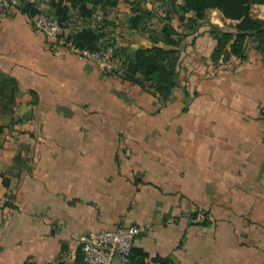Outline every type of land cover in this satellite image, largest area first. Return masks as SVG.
<instances>
[{
	"label": "crops",
	"instance_id": "crops-1",
	"mask_svg": "<svg viewBox=\"0 0 264 264\" xmlns=\"http://www.w3.org/2000/svg\"><path fill=\"white\" fill-rule=\"evenodd\" d=\"M137 1L98 6L88 18L72 7L68 30L95 29L126 54L169 49L152 38L165 6L147 1L152 19L133 28ZM52 2L37 8L47 13ZM250 13L264 20V2ZM35 15L18 5L0 21V72L16 79L13 102L0 106V264H83L82 235L123 225L148 227L135 264H264L259 41L216 63L212 26L237 32L239 20L218 9L205 19L174 14L186 37L177 86L163 98L149 78L133 83L56 46L33 28ZM196 208L206 222L192 219Z\"/></svg>",
	"mask_w": 264,
	"mask_h": 264
},
{
	"label": "trees",
	"instance_id": "trees-1",
	"mask_svg": "<svg viewBox=\"0 0 264 264\" xmlns=\"http://www.w3.org/2000/svg\"><path fill=\"white\" fill-rule=\"evenodd\" d=\"M147 1H160L165 6L166 15L161 18L164 22L162 29L156 37L152 35V38L156 41L161 39L170 47L169 49L160 47L139 48L133 53L126 54L123 50L114 48L113 43L110 42L106 35L89 27L76 34H71V37L81 50L94 52L111 48L115 65L109 73H118L120 77L133 83H141V79L144 77L149 78L152 80L154 88L163 98H168L177 86L178 74L176 66L179 47L186 37L174 28L171 22L174 14H180V19L183 20L184 14L194 11L198 19H205L209 10L218 9L225 17L239 20L237 32L223 31L214 25L212 26L213 34L218 40V45L212 56L213 61L216 63L219 61H222V63L226 62L232 55L244 56L247 44L253 38L259 41V46L264 49V20L254 18L250 13L252 4L262 3L264 0H183L181 4L178 3L179 0H138L134 3V12H137V14L130 19L131 27H138L141 24L146 25L152 19L154 13L144 7ZM117 2L118 0H53L47 14L68 28L69 12L72 7L76 8L83 18H88L92 17L98 6L103 8L113 7ZM20 9L30 13V15L39 12L37 6L28 1H23ZM52 41L58 46L54 40ZM58 47L68 49L63 46ZM77 53L80 54L79 52ZM81 56L84 57L83 55ZM117 57L120 59L118 62L116 60ZM84 58L87 59L86 57ZM15 87L16 79L0 72V106L6 107L13 102L10 91L14 90ZM1 177L3 184L9 187L11 185L10 176L3 173ZM136 252L135 248H133L128 264H135L134 257L138 254ZM142 255L144 258L147 257L146 254ZM164 261L161 260V262ZM139 263L145 264L143 261L136 264Z\"/></svg>",
	"mask_w": 264,
	"mask_h": 264
},
{
	"label": "built area",
	"instance_id": "built-area-1",
	"mask_svg": "<svg viewBox=\"0 0 264 264\" xmlns=\"http://www.w3.org/2000/svg\"><path fill=\"white\" fill-rule=\"evenodd\" d=\"M23 1L37 6L39 0H0V21L7 18L12 8L21 5ZM32 26L54 40L58 46L79 52L106 72L113 69L115 60L111 48L94 52L79 49L68 28L47 13L39 10L33 18ZM190 215L197 223H204L208 220V215L201 209H194ZM147 229L148 227L144 225L117 226L82 235L79 238V253L83 264H114L117 259L128 264L136 238Z\"/></svg>",
	"mask_w": 264,
	"mask_h": 264
},
{
	"label": "rangeland",
	"instance_id": "rangeland-1",
	"mask_svg": "<svg viewBox=\"0 0 264 264\" xmlns=\"http://www.w3.org/2000/svg\"><path fill=\"white\" fill-rule=\"evenodd\" d=\"M0 115H2V114H0Z\"/></svg>",
	"mask_w": 264,
	"mask_h": 264
}]
</instances>
